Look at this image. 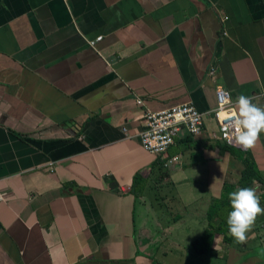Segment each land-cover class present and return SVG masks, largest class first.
Listing matches in <instances>:
<instances>
[{
  "label": "crops",
  "instance_id": "0c3cea01",
  "mask_svg": "<svg viewBox=\"0 0 264 264\" xmlns=\"http://www.w3.org/2000/svg\"><path fill=\"white\" fill-rule=\"evenodd\" d=\"M217 87L264 108V0H0V264L264 256L255 224L192 247L243 170L208 115ZM183 104L201 134L146 152L144 114ZM244 152L264 178V132Z\"/></svg>",
  "mask_w": 264,
  "mask_h": 264
},
{
  "label": "clouds",
  "instance_id": "9594fccd",
  "mask_svg": "<svg viewBox=\"0 0 264 264\" xmlns=\"http://www.w3.org/2000/svg\"><path fill=\"white\" fill-rule=\"evenodd\" d=\"M221 101L225 96L220 97ZM230 130V131H229ZM228 142L243 151L255 147L264 132V108L245 95L237 97L234 118L225 126ZM230 210L227 213L228 233L237 243L245 244L258 216L264 214L255 188L242 187L228 194Z\"/></svg>",
  "mask_w": 264,
  "mask_h": 264
},
{
  "label": "built area",
  "instance_id": "2783aa9c",
  "mask_svg": "<svg viewBox=\"0 0 264 264\" xmlns=\"http://www.w3.org/2000/svg\"><path fill=\"white\" fill-rule=\"evenodd\" d=\"M211 74H213L212 70L209 72V75ZM221 96H225L223 101L220 99ZM215 99L216 107L208 115L210 114L216 120L222 141L234 146L228 142L225 132V126L234 118V106L230 101L229 93L217 87ZM204 116L205 113L199 112L192 104L173 106L159 112H146L144 114L145 128L139 135V144L146 152L161 156L174 144L175 138L181 132L191 136L200 135Z\"/></svg>",
  "mask_w": 264,
  "mask_h": 264
},
{
  "label": "trees",
  "instance_id": "16d2710c",
  "mask_svg": "<svg viewBox=\"0 0 264 264\" xmlns=\"http://www.w3.org/2000/svg\"><path fill=\"white\" fill-rule=\"evenodd\" d=\"M226 149L229 154L236 157L243 165L240 179L236 186L225 185L223 190L222 198L213 200L206 218L208 221L206 229L203 231L201 236L192 243L193 250L196 254L202 255L209 252L212 248L215 235L219 234L223 236V241L226 244H230L233 237L228 233L227 226V213L230 210V204L228 194L242 187H251L257 185L259 188H264V178L258 171L254 161L251 159L248 153L234 149L233 147L226 144ZM261 197V207L264 206V189L259 193Z\"/></svg>",
  "mask_w": 264,
  "mask_h": 264
},
{
  "label": "rangeland",
  "instance_id": "374dc122",
  "mask_svg": "<svg viewBox=\"0 0 264 264\" xmlns=\"http://www.w3.org/2000/svg\"><path fill=\"white\" fill-rule=\"evenodd\" d=\"M256 188V193L260 192V190L262 191L263 189L259 188V187H253ZM259 195V194H258ZM264 207V206H263ZM255 226L257 228V230H264V214L260 215L257 217L256 222H255ZM233 241H235V239H232ZM236 242V241H235ZM237 243V242H236ZM253 251V250H252ZM252 255V253H251ZM255 257V256H254ZM230 263L229 264H242V262L239 260V258H237L236 256H234V259H230ZM251 261H254L253 264H264V256L258 258V259H250ZM226 264V263H225Z\"/></svg>",
  "mask_w": 264,
  "mask_h": 264
}]
</instances>
